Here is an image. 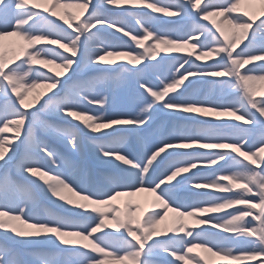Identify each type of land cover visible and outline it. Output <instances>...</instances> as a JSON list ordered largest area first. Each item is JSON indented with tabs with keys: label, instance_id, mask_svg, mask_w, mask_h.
Here are the masks:
<instances>
[{
	"label": "snow or ice",
	"instance_id": "1",
	"mask_svg": "<svg viewBox=\"0 0 264 264\" xmlns=\"http://www.w3.org/2000/svg\"><path fill=\"white\" fill-rule=\"evenodd\" d=\"M261 88L264 0H0V264H264Z\"/></svg>",
	"mask_w": 264,
	"mask_h": 264
},
{
	"label": "rangeland",
	"instance_id": "2",
	"mask_svg": "<svg viewBox=\"0 0 264 264\" xmlns=\"http://www.w3.org/2000/svg\"><path fill=\"white\" fill-rule=\"evenodd\" d=\"M251 7H256V10L253 12V11H250V12H253V13H255V12H258V10H259V4H255V5H251ZM139 9H134V11H138ZM156 15H159V14H156ZM216 19H221L220 17H216ZM129 22L131 23L132 21L131 20H129ZM258 22V21H257ZM107 35V34H106ZM125 39H128V38H125ZM11 42H12V45H13V47H17L18 46V44L20 43L18 40H17V38H15V37H12L11 38V40H10ZM152 41H148L147 43H151ZM244 43H247V40H245L244 41ZM244 46V44H241L240 45V47L242 48ZM237 50H239V48L237 49ZM188 52H196L197 54L199 53V49H191V48H189V49H187L184 53H168L167 55H170V56H176V55H186ZM162 54H164V53H162ZM110 59H116V60H124V59H127V57H121V56H116V57H112V58H110ZM213 63L214 62V60H207V61H198V63ZM145 63H147V61H145ZM257 63H259V62H257ZM142 66V65H141ZM45 71H46V69H44ZM49 74H53V73H49ZM261 91H264V88H261L260 89ZM49 94H51V93H49ZM47 97H45V99H46ZM260 98H264V97H260V96H258L257 97V99H260ZM41 103H43V100H41ZM39 105H37V107H38ZM93 107H98V106H93ZM225 119H226V117H225ZM217 122H219V121H217ZM49 139V141L51 142V143H54V144H56L57 145V147L58 148H60V150L61 151H67V149L63 146V145H60V144H58L55 140H53V139H51V138H48ZM16 143H19L18 141L16 142ZM21 151H23V147L21 146ZM41 163H44L45 164V169L44 170H47V161L46 160H43V159H41ZM94 164H95V169L97 170V171H104L106 168H107V166L106 165H103V164H100L99 162H94ZM195 171V170H194ZM53 174H55V173H53ZM190 175V174H189ZM16 179H22L19 175H17L16 176ZM214 194L215 195H227V193H219V192H214ZM129 199H132L133 201H136V202H139V203H141L143 206H144V208H146V209H148L149 211H151L152 209H151V206L150 205H144L142 202H141V200H139L138 198H135V197H131V198H120L118 201H117V203H119V204H123L125 201H127V200H129ZM238 207H243V206H238ZM226 211H233V209H228V210H226ZM215 215H223V213H219V214H215ZM249 219H251V218H249ZM167 223H170V222H167ZM190 223V222H189ZM193 223V222H192ZM163 227V226H162ZM199 230V229H198ZM213 231H217V229H214ZM47 251H49V252H55V249L54 248H49V249H47ZM197 252H200L202 255H204V256H206L208 259H209V261H210V264H219V260L220 259H218L219 257H212L210 254H208V253H205V252H203L201 249H197L196 250ZM218 260V261H217ZM234 264H257V262H255V261H237V262H234Z\"/></svg>",
	"mask_w": 264,
	"mask_h": 264
},
{
	"label": "bare ground",
	"instance_id": "3",
	"mask_svg": "<svg viewBox=\"0 0 264 264\" xmlns=\"http://www.w3.org/2000/svg\"><path fill=\"white\" fill-rule=\"evenodd\" d=\"M243 7L247 8L249 11H255L256 10V7H251L249 5H244ZM60 14H63V10L60 11ZM120 35V34H118ZM9 40H11V38H8ZM112 58V57H109V59ZM49 68L53 69L54 72H62L63 69H60V68H57L56 65H48ZM45 91L44 88H40V89H37V92H43ZM36 93H33V95H35ZM52 139V138H51ZM48 166V164H47ZM22 178V177H21ZM210 191H213L215 192V190H210ZM121 198H131V197H121ZM135 198H138L139 200H141V202L144 204V205H152V202H153V195L151 193H147V192H144V193H139L137 196H135ZM158 210V209H157ZM215 215V214H214ZM174 216L173 213L169 212V220L166 221L167 222H171V219L172 217ZM189 222L192 223L193 221L191 220V218H189ZM163 226V225H162ZM161 226V227H162ZM220 259V258H218ZM218 261V260H217Z\"/></svg>",
	"mask_w": 264,
	"mask_h": 264
}]
</instances>
